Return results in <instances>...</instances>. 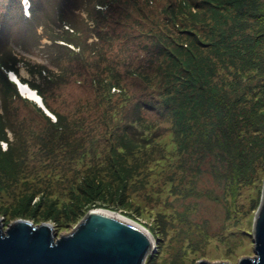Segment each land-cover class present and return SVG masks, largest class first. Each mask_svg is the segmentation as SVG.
<instances>
[{"label": "rangeland", "instance_id": "1", "mask_svg": "<svg viewBox=\"0 0 264 264\" xmlns=\"http://www.w3.org/2000/svg\"><path fill=\"white\" fill-rule=\"evenodd\" d=\"M173 1L154 0L127 11L131 17L123 26L135 33L127 42L120 38L115 54L122 56V76L113 80L103 74V80L100 75L91 81L80 67L66 71L77 61L64 60L65 70H61L54 57L43 51L51 40L41 27L39 35L44 38L39 43L34 39V50L18 51L32 63L48 67L53 75L54 88L49 89L52 107L66 116L70 132L82 126L85 136L70 133L61 141L49 135L35 136L34 131L44 124L30 114L32 103L0 93V113H4L9 142L21 139L14 144L16 161L0 154L4 231L20 219L35 226L47 223L57 240L75 229L90 211L101 209L118 213L152 235L154 250L145 264H197L205 259L214 264H240L243 258L256 256L254 222L263 197L264 166L259 165L252 178L240 182L238 171L228 170V157H219L218 146L203 147L197 138L182 134L185 114L171 95L178 88L184 91L183 80L171 77L172 59L167 51L175 44L172 39L178 38L175 49L192 42L197 54L206 56L213 50L215 27L219 50L216 81H231L238 70L228 61L232 58L223 54L231 52L224 40L230 35V43L243 44L242 36L251 34L248 43L250 39L264 55V0H251L243 13L231 0H191L190 13L178 14L176 25V19L165 12ZM61 31L56 28L54 35ZM160 32L165 34L158 35L163 47L157 53L142 34L151 37ZM180 38L185 42L178 41ZM125 42L123 56L120 46ZM59 43L75 49L64 41ZM19 72L27 82L50 86L39 73L32 76L23 63ZM63 74L65 82L56 89ZM254 82L251 76L243 77L244 88ZM87 126L94 130L93 140L86 143ZM215 139L212 143L218 145ZM1 145L5 151L7 143Z\"/></svg>", "mask_w": 264, "mask_h": 264}, {"label": "trees", "instance_id": "2", "mask_svg": "<svg viewBox=\"0 0 264 264\" xmlns=\"http://www.w3.org/2000/svg\"><path fill=\"white\" fill-rule=\"evenodd\" d=\"M29 1L31 6L29 17L25 15L23 0L1 1L0 93L2 97L3 95L6 98L8 95L10 97L16 96L17 100L23 99L32 103L33 110L30 111V114L38 117V124H44L43 129L34 131L35 136L46 137L49 135L53 139L61 141L73 132H70V122L66 116L55 110L50 103V96L52 95L49 94V89L54 88L51 85L53 75L47 66L34 64L21 56L19 52H32L35 46L32 43L34 39H37L35 42L39 43L46 36L51 40V44L46 45L43 51H48L54 57L61 70H65L63 68L64 60L77 61L75 66H67L66 71L69 68L80 67L87 73L91 81L97 80L100 75L103 80V74L108 75L106 79H116L122 76L120 70V66L123 64L122 56L119 57L115 54L120 38L123 37L127 42L135 33H129L127 27L123 26L131 17L127 11L141 3H148L149 5L154 0ZM250 1L231 0L243 9L240 11L242 13ZM192 2L191 0H174L168 8H165V12L171 14L174 19L177 18L178 14H186L187 16L188 9L192 7ZM241 2L243 3L242 6ZM84 13L86 16L83 15ZM193 16L198 19L199 15L193 13ZM177 22L178 19L174 21L175 25ZM40 27L44 32L42 37L39 35L42 34L39 32ZM56 28L62 31L55 36L54 30ZM215 29L217 28L214 27V33L211 34L215 42L212 45L213 50L208 52L206 56L203 53L197 54L191 44L192 42L189 44L182 43L175 49L174 45H177L178 38L172 39L171 44H175L167 51L172 59L169 73L171 77L178 76V81L183 80L181 86L184 91L181 92V88H178L171 97L173 100L178 99L179 109L182 110L181 114H185L183 121L185 132L182 134L186 137L197 138L203 142V147L209 144L218 146L219 157L221 160H223V155L228 157L226 158L228 170L233 168L235 171L237 170L240 175L239 181L242 182L252 178L253 173L256 172V167L264 166V55L260 53L255 43L251 44L250 39V43H248L247 37L253 38L251 34L242 36L244 37L243 44L239 41L230 43V35H228L224 42L226 48L231 52L225 53L223 51V54L232 58L228 61H231V65L235 66L238 72H236V76L233 75V79L229 82L225 79L216 81L219 50L218 30ZM159 34L165 33L160 32L157 35H151V37L149 34H142L155 45L157 53L163 47ZM225 36L223 33L222 38ZM90 38L94 40L89 42ZM181 40L184 41L181 38L178 41ZM59 41H64L68 45L71 44L75 49L72 50ZM126 42L120 46L123 56L127 53ZM234 52L236 55H233ZM127 58L130 59V56ZM21 63L32 76L39 73L41 77H45L50 83L49 88L37 84L36 80L27 82L19 72ZM10 71L15 72L23 83H28L31 88L37 90L46 107L57 117L56 122L35 102L20 95L16 84L9 80L8 72ZM44 72H47L46 76L43 75ZM247 75L251 76L255 82L252 87L244 88L242 81L243 77ZM59 78L61 80L57 83L56 89L61 88L66 76L63 74ZM59 78L56 77V79ZM108 89L110 91L111 85ZM177 94L178 96H176ZM74 111L77 112L73 110V113ZM3 114L0 113V154L13 162L15 160L14 144L20 143L21 139L16 137V142H9V137L6 135L7 127H4L6 122ZM80 127L81 130H75L73 134H82L84 137V129L82 126ZM93 130L94 128L89 129L87 126L84 142L93 140L90 138ZM213 137H216L215 140L218 141V145L212 143ZM1 142L7 143V150L2 149ZM58 145L60 144L58 143Z\"/></svg>", "mask_w": 264, "mask_h": 264}, {"label": "water", "instance_id": "3", "mask_svg": "<svg viewBox=\"0 0 264 264\" xmlns=\"http://www.w3.org/2000/svg\"><path fill=\"white\" fill-rule=\"evenodd\" d=\"M13 75L11 79L20 87ZM100 211H90L75 229L57 240L50 224L35 226L20 219L4 231L0 219V264H145L154 250L152 235L118 213ZM254 243L256 256L243 258L240 264H264V189L254 222ZM197 264L214 263L205 259Z\"/></svg>", "mask_w": 264, "mask_h": 264}, {"label": "bare ground", "instance_id": "4", "mask_svg": "<svg viewBox=\"0 0 264 264\" xmlns=\"http://www.w3.org/2000/svg\"><path fill=\"white\" fill-rule=\"evenodd\" d=\"M14 76V75H13ZM17 80H19L17 78ZM20 87H21V91L22 93L26 96V97H29L31 98L32 100H35L37 101L38 103L41 102V104H43V107L47 110V113L49 116H51L52 118H54L55 122L57 120V117L46 107V105L44 104V101H43V98L39 95V93L35 94L34 92V89H32L30 87V85H24V83L20 84ZM42 107V109H43ZM100 212L104 213V214H111L110 211H106V210H101ZM120 217V216H118ZM122 218V216L120 217ZM125 220H127V218L123 217ZM129 221V220H127ZM130 222V221H129ZM251 223V221H249V224ZM137 225V224H135Z\"/></svg>", "mask_w": 264, "mask_h": 264}]
</instances>
